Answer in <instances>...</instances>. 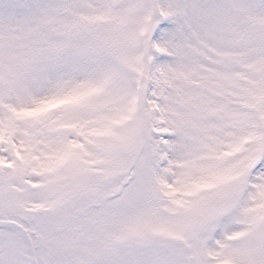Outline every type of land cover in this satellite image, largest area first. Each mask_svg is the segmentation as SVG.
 <instances>
[{
    "label": "snow or ice",
    "instance_id": "6c2138e0",
    "mask_svg": "<svg viewBox=\"0 0 264 264\" xmlns=\"http://www.w3.org/2000/svg\"><path fill=\"white\" fill-rule=\"evenodd\" d=\"M0 264H264V0H0Z\"/></svg>",
    "mask_w": 264,
    "mask_h": 264
}]
</instances>
